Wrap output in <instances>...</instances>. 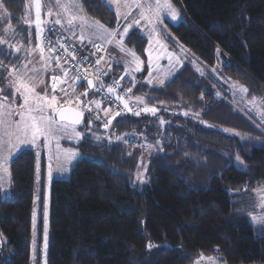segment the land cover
Here are the masks:
<instances>
[{
	"label": "trees",
	"instance_id": "obj_1",
	"mask_svg": "<svg viewBox=\"0 0 264 264\" xmlns=\"http://www.w3.org/2000/svg\"><path fill=\"white\" fill-rule=\"evenodd\" d=\"M79 1L91 19L112 31L121 26L105 0ZM170 1L183 19L165 23L169 46L218 66L264 102V0ZM3 6L8 19L0 29L11 25L25 36V0H3ZM125 45L143 62L136 80H123L131 99L144 101L136 106L140 114L118 116L105 128L115 115L96 118L74 106L86 133L75 146L81 158L70 177L51 184L49 226L39 231L47 232V264H195L201 257L264 264V230L246 217V204L264 187V128L235 108L226 87L189 63L162 87L145 84L147 38L134 29ZM14 65L0 45V90L8 99ZM102 68L107 79L123 75L120 65ZM78 90L95 95L86 83ZM144 142L154 152L148 183L137 186ZM10 176V195L0 194V264H32L35 152L25 149L12 159Z\"/></svg>",
	"mask_w": 264,
	"mask_h": 264
},
{
	"label": "rangeland",
	"instance_id": "obj_2",
	"mask_svg": "<svg viewBox=\"0 0 264 264\" xmlns=\"http://www.w3.org/2000/svg\"><path fill=\"white\" fill-rule=\"evenodd\" d=\"M25 2L27 11L24 23L28 28L26 35L16 32L11 25L5 26L4 30L0 29V32L2 31L4 34L0 39L7 41L3 45L4 48L6 47L17 61V65L9 67L10 70H14V74L9 75L8 73L7 76L8 84L12 91L14 90L12 98L4 97L0 90V98H3L0 99V114H7L11 109L10 114L0 115V194L2 197L10 195V162L12 159L25 149L34 151L36 154V189L32 264H47L48 240L45 239L43 233L40 235L39 231H42L41 228L43 225L45 226V221L49 226L51 184L54 180H67L70 177L72 168L81 158V153L75 146L82 142L86 133L82 123L71 124L58 120V111L64 106H78L85 112L88 111L87 108H91L94 116L101 119L103 116L112 117L116 113L113 107L104 106L106 103L101 95L95 94L89 97L88 94L84 96V90H78L79 83L61 59L59 63L67 71L68 77H63V72L58 71V66H55L57 64L55 57L58 55L50 52V48L45 47L40 38L39 28L35 23L37 13H39L40 21L49 22L40 24V27L45 29L43 35L49 28L53 27L60 35L62 33L68 37L71 34L73 40L79 45L95 46L93 51L96 58L93 60L99 59L101 68L103 66L108 69V64L122 65L124 73L121 77L124 79L130 77L136 80L143 71V62L134 51L125 45L124 41L127 36L121 34L129 26H131L129 33L133 29H140L147 38L146 57L149 70L146 77L143 78L145 84L151 87H162L182 69L184 63H189L199 74L213 79L214 82L218 81L224 88L226 87L225 89L228 90L235 108L246 117L253 118L264 128V102L261 99L251 98L248 91H243L246 89L244 86L218 73V66L209 67L196 59L186 48L176 45L175 49H172L166 42L163 37L167 33L165 23L177 24L183 19L180 10L170 0H105L107 5L116 12L117 17L119 13V20H124L120 30L115 31V39L98 28V25L103 24L88 17L79 0H75L79 7H63L64 5H72L74 0H59V3L57 0H51V2L50 0H25ZM36 3H39V8H36ZM165 3L170 4L171 8L157 7V5ZM137 4L141 7H135ZM172 12H175L176 19L172 18ZM129 13L131 14L129 15ZM142 13L146 18H141ZM125 16H127L126 19L123 18ZM70 17H75L76 30L74 35L66 23ZM7 19L8 14L2 6L0 7V26L6 25ZM55 19H60L63 27L50 23ZM137 20H139V24L135 23ZM103 26L108 32H113L105 25ZM65 36L63 38L73 45ZM97 36L101 38L98 39ZM81 37L84 38L83 44L80 43ZM117 41L123 42L122 46L125 51H121V46L117 44ZM97 45L102 49L99 55L96 54ZM42 50L43 59H41ZM127 52H134L135 57H138L139 60H135ZM138 67L139 71L136 70ZM53 76L67 82H58L55 91H53ZM61 89H66L67 95ZM38 94H46L47 98L40 99ZM52 96L57 98L55 102L51 100ZM25 99H27V104H25ZM5 101L7 107H3ZM95 102L100 103L99 109L96 108ZM130 102L137 107L140 104L139 98L133 97ZM95 111L97 112L94 113ZM20 113H23V119H21ZM41 117L44 118L41 119ZM3 120H8L10 123L5 124ZM33 124L42 130L37 133L36 138H33V129L31 128ZM17 125L20 127L28 126L26 136L17 130ZM77 134H79V138ZM141 140L143 141V139ZM144 144L146 145L143 148V163L140 164L135 176V185L137 186H144L148 183L147 163L149 156L154 152L153 145L145 142ZM73 153L75 155H72ZM255 191L258 200L246 204V208L251 205L246 217L248 222L258 231H263L264 223H257L254 218L264 217V187ZM212 260L217 261L213 257H203V259H198L195 264H207Z\"/></svg>",
	"mask_w": 264,
	"mask_h": 264
},
{
	"label": "snow or ice",
	"instance_id": "obj_3",
	"mask_svg": "<svg viewBox=\"0 0 264 264\" xmlns=\"http://www.w3.org/2000/svg\"><path fill=\"white\" fill-rule=\"evenodd\" d=\"M50 2H51V0H50ZM57 2L59 3V0H57ZM2 6H3V0H0V7H2ZM39 7H40L39 3H36V8H39ZM63 7H79V4L76 3L75 0H74V2H73L72 5H70V6H69V5H64ZM135 7H141V5L137 4V5H135ZM157 7H167V8H169V9L171 8L170 4H167V3H165V4H163V5H157ZM130 14H131V13H129V15H130ZM49 15H52V13H49ZM57 15H59V13H57ZM123 18L126 19L127 16H125V17H123ZM141 18H146V17L143 16V13L141 14ZM172 18H173V19H176V14H175V12H172ZM119 19H120V15H119V13H118V21H119ZM74 20H75V17H70V18H68L67 21H66L68 28L72 29V34H73V35L75 34V30H76V25H75V23H74ZM35 23H36V26L39 28L40 38L43 39V38H44V37H43V33H44L45 29H44L43 27H40V24H41V23H49V22H42V21H40L39 13H37ZM50 23H54V24H56V25H61V27H63V24H62V22H61L60 19H55L54 21H50ZM135 23H136V24H139V20L135 21ZM90 26H91V25H90ZM130 27H131V26H129L128 28H125L124 31H123V33H122L121 35L126 37V36L128 35V33H129V31H130ZM98 28H99L100 30H102L103 32H105L108 36H111L113 39H115V36H116V32H115V31H113V32H108L107 29H105L103 25H98ZM49 31H53V29H49ZM94 35H95V34H94ZM96 38L99 39V38H101V37L97 36ZM67 39L71 40V36H68ZM6 43H7V41H6L5 39H0V45H4V44H6ZM49 43H59L60 47L64 49V53H65L66 55H70V56L72 57L73 60H76V59H77V56H76V54H75V49H73V50L70 51V48H69V47H66L65 44L63 43V38L58 37L57 40H56L55 42H49ZM80 43H82V44L84 43V38H83V37L80 38ZM109 43H111V41H109ZM117 44L121 46V51H125V49H124L123 46H122V44H123L122 41H117ZM96 50H97V51H100V47H99L98 45L96 46ZM17 51H19V49H17ZM49 51L54 53V52L57 51V49H56L55 47H52V48L49 49ZM127 54L133 56V57L135 58V60H137V61L139 60L138 57H135V53H134V52H127ZM41 59H43V50L41 51ZM55 59H56L57 65H59L60 57L57 56V57H55ZM87 59H88V58H87L86 56L80 58L81 62H85V61H87ZM97 64H99V59L97 60ZM25 67H27V65H25ZM136 70L139 71V70H140L139 67H138ZM34 71H35V69H34ZM13 74H14V70H10V71H9V75H13ZM67 75H68V73H67V71L65 70V71H64V76L67 77ZM125 75H127V73H125ZM150 75H151V73H150ZM52 79H53V81H54V83H53V91H55V89H56V82H57V81H58L59 83H66V82H67L66 80H64V79H60V78L57 77V76H53ZM123 79H124V77H121V80H123ZM117 86H118V82H117ZM102 87H103V85H100L99 87H97L96 85H94V83H93L92 80H89V81H88V88H89V89H93V88H95L97 91H99L100 88H102ZM17 90H18V89H17ZM30 90H31V89H30ZM61 91H62V92H65V94L67 95V90H66V89H61ZM129 91H131V89H129ZM243 91H244V92H247V89H243ZM107 92H108L109 95L114 94V88H113L112 86H109V87L107 88ZM38 95L40 96V99H46V98H47V97H46V94H38ZM83 95H84V96H87L88 93L85 92ZM0 99H3V98H0ZM77 99H79V98H77ZM118 99H121V101H122V100H123V97H118ZM51 100H52L53 102H55V101L57 100V98H56L55 96H52V97H51ZM139 102H140V103H143L144 101L141 99V100H139ZM95 103H96V108L99 109V108H100V104H99L98 102H95ZM25 104H27V99H25ZM3 107H7V102H6V101L4 102ZM127 107H128V105L125 104V108H127ZM37 110H39V109H37ZM87 110H88V111H92L91 108H87ZM61 111H63V110H61ZM144 111H146V112H151L153 115H155V113H156V109H155V108H150V109H149V108H145ZM10 112H11V109H9V113H7V114H0V115H8V114H10ZM134 114H135V115H139L140 113H139V112H136V113H134ZM20 115H21V119H23V113H20ZM78 115H79V116H82V112L79 113ZM120 115H121V113H120L119 111H117V112L115 113V116H113L111 120H108L107 124L110 125V124L112 123V120L116 119V117H118V116H120ZM43 118H44V117H41V119H43ZM60 118H61V120H63V119H64V116L61 115ZM97 118H99V117H97ZM3 123H5V124H9L10 121H8V120H3ZM74 123L79 124V123H80V120L77 119V120L74 121ZM161 123H164V122L161 121ZM31 128L33 129V138H36L37 133H39V132L42 131V130H41L36 124H33V125L31 126ZM17 130H18L19 132H21V133H24L25 136H26L27 131H28V126L20 127L19 125H17ZM73 131H75V129H73ZM77 137L79 138V134H77ZM72 155H75V154L73 153ZM237 159L239 160V157H238ZM239 162H240L241 164H243V161H242V160H240ZM5 172H7V169H5ZM254 219H256V222H257V223H264V217H261V218H258V219H257V218H254ZM45 229H47V221H45ZM45 239L47 240V232H45ZM150 247H151V246H150ZM201 259H203V257H201Z\"/></svg>",
	"mask_w": 264,
	"mask_h": 264
},
{
	"label": "built area",
	"instance_id": "obj_4",
	"mask_svg": "<svg viewBox=\"0 0 264 264\" xmlns=\"http://www.w3.org/2000/svg\"><path fill=\"white\" fill-rule=\"evenodd\" d=\"M49 29H53V31H49ZM49 29L46 34L43 35L44 38L42 39V43L45 47H55L57 49L54 54L60 56L61 61L63 62L65 67L69 69L70 73L74 76L79 85L86 83V81H88L89 79L94 80V85H96L97 87L103 85V87L100 88L99 91H97L95 88H93L92 91L96 95H101L105 103L113 107L116 112L119 111L121 113L120 116H127L136 111V106L131 104L130 102L131 95L129 88L121 79H107L101 68V65L97 64L96 60L91 59L88 55L82 53L77 47L67 42L63 38V36L55 30V28L51 27ZM58 37L63 38V43L66 47L70 48V51L75 49V54L77 56L76 60H73L70 55H66L64 53V49L60 47L59 43H49L55 42ZM101 50V48L100 51L96 50V54L99 55ZM85 56L88 58L87 61L81 62L80 58ZM57 83L58 81L56 82V84ZM109 86H112L114 88V94L112 95H109L107 92V88ZM118 97H123V100L121 101V99H118ZM125 104L128 105L127 108H125ZM108 126L109 125L107 124V122H105V128H107Z\"/></svg>",
	"mask_w": 264,
	"mask_h": 264
},
{
	"label": "crops",
	"instance_id": "obj_5",
	"mask_svg": "<svg viewBox=\"0 0 264 264\" xmlns=\"http://www.w3.org/2000/svg\"><path fill=\"white\" fill-rule=\"evenodd\" d=\"M123 21H124V20H121V25H122ZM119 28H120V27H118L116 30H113V31H116V32H117L118 30H120ZM133 30H134V29H133ZM138 30L141 32L140 29H138ZM141 34H142V33H141ZM61 35L63 36L64 34L61 33ZM69 35L71 36V34H69ZM142 35H143V34H142ZM64 36H65V35H64ZM64 36H63V37H64ZM65 38L67 39L66 36H65ZM67 40L70 41L73 45H75V46H76V47H77L82 53H87L92 59H93V58H96V57H95V54H94V51H93L95 46H87V47H86V46H83V45H79V44H77V43L73 40L72 37H71V40H69V39H67ZM124 43H125V41H124ZM107 56H108V53H107ZM112 65H120V64H116V63H115V64H112ZM112 65H109V64H108V67H109L108 69H109V70H111V69H110V66H112ZM55 66H58V68H59L58 71H59L60 73L63 72V73H62V76L65 77V76H64V71H65L64 69H65V68H63V65H61V64L59 63V65L56 64ZM120 66H122V65H120ZM60 70H61V71H60ZM62 70H64V71H62ZM148 70H149V69H148ZM122 71H123V73H124V69H123ZM123 73H122V74H123ZM67 77H68V76H67ZM67 77H66V78H67ZM99 104H100V103H99ZM75 108H76V107H75ZM106 109H107V108H106ZM106 109H105V110H106ZM102 112H104V109H102ZM255 192H256V191H254V193H253V197H254V198H253V201H251V202H254V201L256 202V200H258V197L256 196V193H255ZM255 196H256V197H255ZM250 208H251V205H250V206L248 205L247 208H246V215H247V213L250 211ZM250 224H251V223H250ZM262 230H264V228H263ZM213 258H215V257H213ZM215 259H216L217 261H213V260H212V261H209L207 264H224V263H222L219 259H217V258H215ZM212 262H213V263H212Z\"/></svg>",
	"mask_w": 264,
	"mask_h": 264
},
{
	"label": "water",
	"instance_id": "obj_6",
	"mask_svg": "<svg viewBox=\"0 0 264 264\" xmlns=\"http://www.w3.org/2000/svg\"><path fill=\"white\" fill-rule=\"evenodd\" d=\"M90 80H92V79H90ZM88 81L86 82V86L87 87H88ZM92 81L94 83V80H92ZM89 90H92V89H89ZM61 110H63V111H61ZM79 113H81V111L78 110L77 108L73 107V106H64V107H62L58 111V113H57V119L60 120V121H64V122L71 123V124H76V123H74V121L77 120V119H79L80 120V123H82L83 118H84V115L82 113V116H79L78 115ZM61 115L64 116V119L63 120H61V118H60Z\"/></svg>",
	"mask_w": 264,
	"mask_h": 264
}]
</instances>
